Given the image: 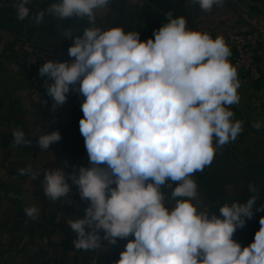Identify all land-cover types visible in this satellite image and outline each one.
Returning <instances> with one entry per match:
<instances>
[{
  "label": "clouds",
  "instance_id": "1",
  "mask_svg": "<svg viewBox=\"0 0 264 264\" xmlns=\"http://www.w3.org/2000/svg\"><path fill=\"white\" fill-rule=\"evenodd\" d=\"M110 2L55 0L34 14L30 0L12 4L19 21L39 25L51 15L88 22L82 35H74L77 27L58 25L73 41L70 60H47L38 69L47 78L52 111L72 92L83 97L79 131L88 166L68 172L65 162L43 171L42 181L48 200L69 198L75 186L86 205L83 218L66 221L75 249L97 250L127 240L115 264H264V217L250 244L233 238L254 216L259 189L250 183L252 195L245 202L225 203L219 215L210 214V207H199L193 179L243 131L244 122L231 110L240 102L241 82L229 45L221 35L188 28L185 17L174 18L171 11L143 41L138 31L97 26L96 11ZM189 3L210 12L223 0ZM261 126L252 124L257 130ZM61 139L58 130L46 132L37 144L47 150ZM12 143L28 146L31 141L16 129ZM19 174L35 180L41 172L29 164ZM261 210L264 205L255 209ZM24 213L35 220L39 209L26 207Z\"/></svg>",
  "mask_w": 264,
  "mask_h": 264
},
{
  "label": "crops",
  "instance_id": "2",
  "mask_svg": "<svg viewBox=\"0 0 264 264\" xmlns=\"http://www.w3.org/2000/svg\"><path fill=\"white\" fill-rule=\"evenodd\" d=\"M167 1L175 7L174 18L185 17L188 28L206 31L213 38L221 35L225 41L226 22L236 28L243 26L236 9L251 16L264 17V0H223L222 5L213 6L209 12L211 18L195 4H190L189 0ZM52 2L55 0H30L28 6L34 14ZM147 8L155 9L150 0H111L106 8L96 11V24L110 28L117 26L118 20L122 19L121 26L125 31H138L140 39L147 40L153 37L143 18V11ZM176 10L180 12L176 14ZM58 25L77 27L74 35H82L88 22L86 19L58 21L48 15L43 23L36 25L28 20H17L16 12L0 10V264H81V258L91 251L75 249V234L66 222L75 217L83 218L85 214L86 205L80 200L77 188L73 186L77 200L70 212L59 208L60 199L57 202L48 200L42 186L43 171L47 169L64 167L65 162L68 172L73 166H88L84 138L79 131L83 97L72 92L67 103L52 111V100L44 87L47 78L38 74L32 81L19 71L12 57L14 47L25 39L30 47L50 50L60 61L70 60L68 48L73 41L64 38ZM33 89L41 94L39 100L47 101V105L32 97L30 91ZM238 93L240 102L231 106V110L236 120L244 122L243 131L234 142L224 145L215 155L226 167L224 175L215 179L207 166L202 172H196L193 179L198 184L199 207L203 209L209 205L217 215L219 207L225 203L245 202L252 195L248 191L250 183L259 189L254 216L246 220V226L234 235L236 241L247 246L260 228V218L264 217V210L255 211L264 205V111L253 105L254 90L251 87L241 82ZM45 117H49L63 135V142L58 147L40 150L32 142L28 146H13L14 130H23L27 138L29 128ZM257 121L262 125L259 130L252 127ZM67 140H72L74 145L68 144ZM29 164L34 171L41 172L35 180L19 174V169ZM163 191L170 196V189ZM30 206L39 209L35 220L24 213V209ZM126 243L127 240H118L115 245L101 247L103 264H115Z\"/></svg>",
  "mask_w": 264,
  "mask_h": 264
},
{
  "label": "built area",
  "instance_id": "3",
  "mask_svg": "<svg viewBox=\"0 0 264 264\" xmlns=\"http://www.w3.org/2000/svg\"><path fill=\"white\" fill-rule=\"evenodd\" d=\"M13 3L14 0H0V10L14 13ZM195 5L203 14L211 18L208 11L201 10L198 4ZM28 7L30 8V6ZM235 13L243 20V26L236 28L232 24H229V22H226L228 27L226 42L232 53L229 59L238 70L239 80L254 90L253 105L260 111H264V17L251 16L239 9H236ZM12 57L19 71L23 72L32 81L35 80L38 75V69L44 62L51 59L60 61L55 53L50 50L28 46L25 39L14 47ZM56 130L52 120L49 117H45L35 122L29 128L27 138L38 146L37 140L39 135ZM63 139L62 137L51 148L58 147L63 142ZM66 142L74 145L72 140H67ZM76 200L77 192L72 186L69 198L65 197L59 200V208L63 211L68 210L71 212L76 204ZM205 207H210V214L213 212L211 206L207 205ZM233 238L236 240L235 236ZM100 250L101 248L91 250L85 254L81 258V264H103Z\"/></svg>",
  "mask_w": 264,
  "mask_h": 264
},
{
  "label": "trees",
  "instance_id": "4",
  "mask_svg": "<svg viewBox=\"0 0 264 264\" xmlns=\"http://www.w3.org/2000/svg\"><path fill=\"white\" fill-rule=\"evenodd\" d=\"M155 6V9L147 8L143 11V18L151 28V34L153 35L154 30L159 29L163 23H166V14L171 11H175L174 5L168 3L167 0H150ZM176 14L179 10H176ZM122 19L118 20L117 26L122 25Z\"/></svg>",
  "mask_w": 264,
  "mask_h": 264
},
{
  "label": "rangeland",
  "instance_id": "5",
  "mask_svg": "<svg viewBox=\"0 0 264 264\" xmlns=\"http://www.w3.org/2000/svg\"><path fill=\"white\" fill-rule=\"evenodd\" d=\"M208 168L210 175L215 179H217L224 175L225 173L224 170L226 167L224 166V163L220 161L218 157L215 156L213 162L211 163L210 166H208Z\"/></svg>",
  "mask_w": 264,
  "mask_h": 264
},
{
  "label": "water",
  "instance_id": "6",
  "mask_svg": "<svg viewBox=\"0 0 264 264\" xmlns=\"http://www.w3.org/2000/svg\"><path fill=\"white\" fill-rule=\"evenodd\" d=\"M30 94L32 95V97L35 99V100H39L40 97H41V94L35 90H32L30 91ZM36 96H38L39 99L36 98Z\"/></svg>",
  "mask_w": 264,
  "mask_h": 264
}]
</instances>
